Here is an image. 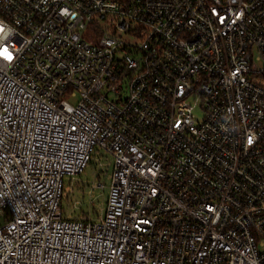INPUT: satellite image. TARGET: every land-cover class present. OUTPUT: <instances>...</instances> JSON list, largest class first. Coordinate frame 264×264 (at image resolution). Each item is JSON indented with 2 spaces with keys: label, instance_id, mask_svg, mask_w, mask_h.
Returning a JSON list of instances; mask_svg holds the SVG:
<instances>
[{
  "label": "built area",
  "instance_id": "2783aa9c",
  "mask_svg": "<svg viewBox=\"0 0 264 264\" xmlns=\"http://www.w3.org/2000/svg\"><path fill=\"white\" fill-rule=\"evenodd\" d=\"M0 29V264H264V0H0ZM98 156L105 210L68 218Z\"/></svg>",
  "mask_w": 264,
  "mask_h": 264
},
{
  "label": "rangeland",
  "instance_id": "374dc122",
  "mask_svg": "<svg viewBox=\"0 0 264 264\" xmlns=\"http://www.w3.org/2000/svg\"><path fill=\"white\" fill-rule=\"evenodd\" d=\"M102 24L103 26L107 25L105 21H103ZM123 36L128 41H134V39L128 34H124ZM85 37L89 38L88 35H85ZM71 101L74 102L76 100L72 99ZM195 113L197 119H201L203 117L201 110H196ZM99 172L100 168L98 156L96 159L91 161L85 172L82 174L73 178L66 177L64 188L65 198L62 200V207L68 218H77L81 215L86 216V214L90 217V219H96L101 216L106 207L110 179H99ZM99 183H104V187H100ZM2 222L3 221L0 218V224Z\"/></svg>",
  "mask_w": 264,
  "mask_h": 264
},
{
  "label": "snow or ice",
  "instance_id": "6c2138e0",
  "mask_svg": "<svg viewBox=\"0 0 264 264\" xmlns=\"http://www.w3.org/2000/svg\"><path fill=\"white\" fill-rule=\"evenodd\" d=\"M0 31H2V29H0ZM5 54H7L8 59L12 58L11 54L7 52V49H4L3 52H0V55H5ZM249 142H251V141H249Z\"/></svg>",
  "mask_w": 264,
  "mask_h": 264
},
{
  "label": "trees",
  "instance_id": "16d2710c",
  "mask_svg": "<svg viewBox=\"0 0 264 264\" xmlns=\"http://www.w3.org/2000/svg\"><path fill=\"white\" fill-rule=\"evenodd\" d=\"M99 179H101L100 177H99ZM64 198H65V195H64ZM63 198V199H64ZM63 208V207H62ZM86 214V213H85ZM77 218H82V219H90V217L86 214V216H83V215H81L80 217H77Z\"/></svg>",
  "mask_w": 264,
  "mask_h": 264
},
{
  "label": "clouds",
  "instance_id": "9594fccd",
  "mask_svg": "<svg viewBox=\"0 0 264 264\" xmlns=\"http://www.w3.org/2000/svg\"><path fill=\"white\" fill-rule=\"evenodd\" d=\"M6 58H7V54L4 55ZM8 59V58H7ZM12 59V58H11ZM11 59H8V60H11Z\"/></svg>",
  "mask_w": 264,
  "mask_h": 264
}]
</instances>
